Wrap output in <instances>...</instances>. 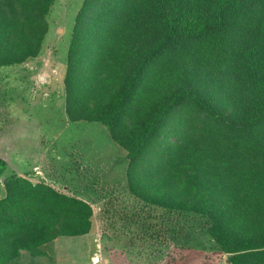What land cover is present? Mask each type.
<instances>
[{"label": "trees", "instance_id": "obj_1", "mask_svg": "<svg viewBox=\"0 0 264 264\" xmlns=\"http://www.w3.org/2000/svg\"><path fill=\"white\" fill-rule=\"evenodd\" d=\"M55 2L0 0V68L40 55ZM64 90L125 155L128 223L186 218L226 264H264V0H83ZM7 167L0 264L91 231L87 201Z\"/></svg>", "mask_w": 264, "mask_h": 264}, {"label": "rangeland", "instance_id": "obj_2", "mask_svg": "<svg viewBox=\"0 0 264 264\" xmlns=\"http://www.w3.org/2000/svg\"><path fill=\"white\" fill-rule=\"evenodd\" d=\"M82 2L56 0L40 55L0 68V157L8 163L4 176L16 172L47 183L87 201L94 211L88 234L62 236L43 247L46 263L226 264V256L191 220L179 224L175 215L167 220L152 211L139 225L128 223L126 216L137 217L140 205L128 192L125 155L100 123L69 122L64 76ZM4 196L1 180L0 199Z\"/></svg>", "mask_w": 264, "mask_h": 264}, {"label": "crops", "instance_id": "obj_3", "mask_svg": "<svg viewBox=\"0 0 264 264\" xmlns=\"http://www.w3.org/2000/svg\"><path fill=\"white\" fill-rule=\"evenodd\" d=\"M0 158L4 159L3 157H0ZM42 250H43L44 254H43V256H40V257H33V256L29 255L28 253H23L22 256H21V258L19 259L18 263H20L21 261H23L27 257L28 260H29L28 262L30 264H47L46 263V258L48 257V255L46 253L45 248H42Z\"/></svg>", "mask_w": 264, "mask_h": 264}]
</instances>
